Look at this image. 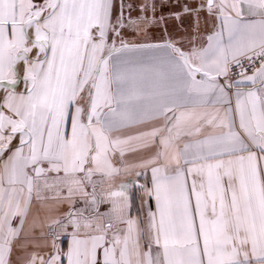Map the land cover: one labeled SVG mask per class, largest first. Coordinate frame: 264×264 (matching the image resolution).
<instances>
[{
  "label": "snow or ice",
  "instance_id": "snow-or-ice-1",
  "mask_svg": "<svg viewBox=\"0 0 264 264\" xmlns=\"http://www.w3.org/2000/svg\"><path fill=\"white\" fill-rule=\"evenodd\" d=\"M0 264H264V0H0Z\"/></svg>",
  "mask_w": 264,
  "mask_h": 264
},
{
  "label": "crops",
  "instance_id": "crops-1",
  "mask_svg": "<svg viewBox=\"0 0 264 264\" xmlns=\"http://www.w3.org/2000/svg\"><path fill=\"white\" fill-rule=\"evenodd\" d=\"M179 2L183 3L184 0H179ZM187 2L189 4H191V3H194L195 1L194 0H187ZM188 22H190V21H188ZM125 179L128 182L136 185L130 189V196H131L132 201H133V215H135L136 209L140 206L141 200L144 199V194L142 191L138 190V185L146 184V185L150 186L151 174L149 171L147 174L141 175L139 177L130 176V177H126V178H120L117 180V183H120L121 180H125ZM151 203L154 206V201H152ZM63 246L66 247V241L63 242Z\"/></svg>",
  "mask_w": 264,
  "mask_h": 264
},
{
  "label": "rangeland",
  "instance_id": "rangeland-1",
  "mask_svg": "<svg viewBox=\"0 0 264 264\" xmlns=\"http://www.w3.org/2000/svg\"><path fill=\"white\" fill-rule=\"evenodd\" d=\"M194 1L197 2L198 0H194ZM169 10H170V7H165L164 13L167 14ZM170 23H172V22L170 21Z\"/></svg>",
  "mask_w": 264,
  "mask_h": 264
}]
</instances>
